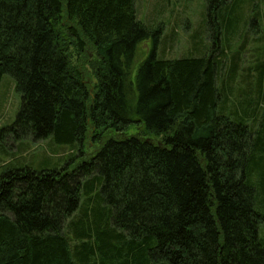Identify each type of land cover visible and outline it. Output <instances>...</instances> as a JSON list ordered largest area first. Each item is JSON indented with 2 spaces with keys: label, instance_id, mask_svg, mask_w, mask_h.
<instances>
[{
  "label": "trees",
  "instance_id": "16d2710c",
  "mask_svg": "<svg viewBox=\"0 0 264 264\" xmlns=\"http://www.w3.org/2000/svg\"><path fill=\"white\" fill-rule=\"evenodd\" d=\"M228 2L209 6L217 55L166 58L136 0H0V83L23 99L0 151L51 135L94 150L2 172L0 264H264V60L238 99Z\"/></svg>",
  "mask_w": 264,
  "mask_h": 264
},
{
  "label": "rangeland",
  "instance_id": "374dc122",
  "mask_svg": "<svg viewBox=\"0 0 264 264\" xmlns=\"http://www.w3.org/2000/svg\"><path fill=\"white\" fill-rule=\"evenodd\" d=\"M216 1L136 0L137 18L152 31L158 30L156 51L159 57L177 58L194 52L209 54L212 51L217 55L219 52L213 48L214 35L208 21L210 3ZM221 13L233 18L238 33L231 45L225 48L223 58L225 73L237 60L238 73L234 87L238 88L235 94L239 99L244 91L253 94L254 84L258 80V66L264 60V0H229ZM154 44V37L138 44L135 68L149 56ZM235 54L237 56L234 57ZM22 103V94L17 90L15 78L10 73H4L0 83V128L15 121ZM3 146L19 158L12 160L11 155L0 151V176L7 167L16 166L18 162H25L37 170L67 164L72 167L76 160L72 161L71 158L78 156L77 161L86 159L94 151L87 140L83 147L85 153L80 157L79 143L60 144L52 135L39 140L30 136L14 140L9 136ZM7 160L12 161L11 164L3 165ZM260 235L264 237L263 225L260 226Z\"/></svg>",
  "mask_w": 264,
  "mask_h": 264
},
{
  "label": "crops",
  "instance_id": "0c3cea01",
  "mask_svg": "<svg viewBox=\"0 0 264 264\" xmlns=\"http://www.w3.org/2000/svg\"><path fill=\"white\" fill-rule=\"evenodd\" d=\"M9 160H7V162H8Z\"/></svg>",
  "mask_w": 264,
  "mask_h": 264
}]
</instances>
